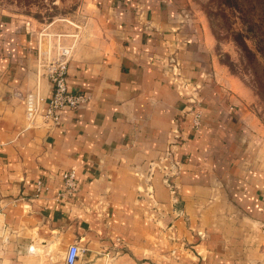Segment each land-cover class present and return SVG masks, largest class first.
<instances>
[{
  "label": "crops",
  "instance_id": "obj_1",
  "mask_svg": "<svg viewBox=\"0 0 264 264\" xmlns=\"http://www.w3.org/2000/svg\"><path fill=\"white\" fill-rule=\"evenodd\" d=\"M92 6L103 16L68 64L70 89L88 102L32 128L21 97L49 99L38 53L52 55L57 39L0 15V221L65 250L119 242L110 264H264V163L206 26L188 29L149 0ZM165 168L177 171L175 198ZM69 170L78 189L57 198Z\"/></svg>",
  "mask_w": 264,
  "mask_h": 264
},
{
  "label": "rangeland",
  "instance_id": "obj_2",
  "mask_svg": "<svg viewBox=\"0 0 264 264\" xmlns=\"http://www.w3.org/2000/svg\"><path fill=\"white\" fill-rule=\"evenodd\" d=\"M97 1L0 0V15L32 21L39 26L36 34L40 38L45 34L51 35V39L66 35L61 44H68L75 53L85 44V37L93 31L91 20L99 11L94 10L92 5ZM140 1L136 0L137 3ZM149 1L160 5L169 12L168 15L176 16L181 23L187 22L188 29H194L201 23L206 26L213 39L215 62L226 71V97L231 105L237 107L234 111H239L245 117L247 129L253 133L248 139L251 147L257 151L255 159L259 164L264 163V57L258 50L264 49V0ZM99 16L103 14L99 13ZM47 25L50 27L46 28ZM237 34L241 35L255 61L250 62L242 53L235 40ZM56 43H51L53 50ZM194 98L198 107L202 100L197 95ZM72 245L83 249L79 257L81 261L87 259L86 264H110L112 259L121 257L125 252L124 248H119V242L97 253H87L77 243ZM33 247L37 250H33ZM67 250L68 247L65 250L60 241H51L46 245L45 237L32 232L24 234L0 221V264H66ZM76 264L80 262L77 260Z\"/></svg>",
  "mask_w": 264,
  "mask_h": 264
},
{
  "label": "built area",
  "instance_id": "obj_3",
  "mask_svg": "<svg viewBox=\"0 0 264 264\" xmlns=\"http://www.w3.org/2000/svg\"><path fill=\"white\" fill-rule=\"evenodd\" d=\"M51 35H42L40 41L50 40ZM61 35H57V43L54 45V53L42 58L38 53V68L46 76L51 94L47 101H44L37 93H26L21 98L24 101L25 119L27 128L39 127L40 125H55L59 123L61 115L68 110H76L88 102V98L80 92H74L68 85V64L71 59L72 49L68 45L61 44ZM49 42V41H48ZM49 44V43H48ZM40 51V49H39ZM171 69L178 72L177 64L171 63ZM194 126H199V116L196 115ZM178 138V136H176ZM166 160H173V153L168 150ZM167 168V167H166ZM164 170V184L169 189L173 198L177 193V187L172 182V178L177 175V171L169 172ZM62 188L57 198L73 196L78 187L76 183V173L74 170L65 171L61 174ZM42 184L38 183V191H41ZM83 249L77 245H70L66 252V264H76Z\"/></svg>",
  "mask_w": 264,
  "mask_h": 264
},
{
  "label": "trees",
  "instance_id": "obj_4",
  "mask_svg": "<svg viewBox=\"0 0 264 264\" xmlns=\"http://www.w3.org/2000/svg\"><path fill=\"white\" fill-rule=\"evenodd\" d=\"M264 10V9H263ZM236 36V42L239 45L242 53L245 55V57H247V59L250 62L255 61V56L252 54V52L248 49V47L246 46L245 42L243 40H241V35L237 34ZM259 52L261 53V55L264 57V49L258 48Z\"/></svg>",
  "mask_w": 264,
  "mask_h": 264
}]
</instances>
